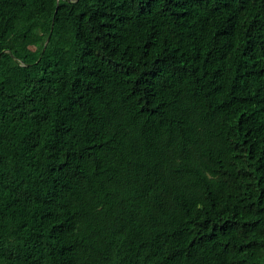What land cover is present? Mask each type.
Listing matches in <instances>:
<instances>
[{"label":"trees","instance_id":"trees-1","mask_svg":"<svg viewBox=\"0 0 264 264\" xmlns=\"http://www.w3.org/2000/svg\"><path fill=\"white\" fill-rule=\"evenodd\" d=\"M0 264H264V0H0Z\"/></svg>","mask_w":264,"mask_h":264},{"label":"rangeland","instance_id":"rangeland-1","mask_svg":"<svg viewBox=\"0 0 264 264\" xmlns=\"http://www.w3.org/2000/svg\"><path fill=\"white\" fill-rule=\"evenodd\" d=\"M32 48H35V47L32 46Z\"/></svg>","mask_w":264,"mask_h":264}]
</instances>
